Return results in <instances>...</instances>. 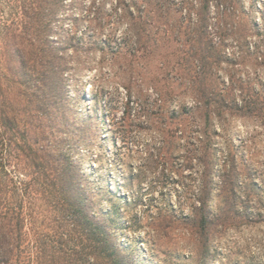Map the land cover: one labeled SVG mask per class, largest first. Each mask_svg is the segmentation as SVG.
<instances>
[{"label": "rangeland", "instance_id": "rangeland-1", "mask_svg": "<svg viewBox=\"0 0 264 264\" xmlns=\"http://www.w3.org/2000/svg\"><path fill=\"white\" fill-rule=\"evenodd\" d=\"M24 1L0 0V71L6 72L0 106L8 112L20 106L13 75L20 45L10 35L20 33ZM124 6L117 0L59 5L47 34L68 59L62 88L53 96L50 86L35 88L30 107L40 111L32 118L19 113L18 127L32 129L35 147L61 150L75 162L89 211L129 264H264V63L229 45L235 62L202 75L214 95L237 100L242 109L216 116L208 129L203 112L193 108L201 99L194 88L198 61L192 62L197 16L151 21L137 56L118 57L101 41L122 37L130 23ZM239 12L238 27L262 55L264 0H239ZM214 17L208 35L218 23ZM173 25L182 29L173 32ZM26 143L4 145L11 176L23 183L36 177L25 167ZM210 148L217 158L204 157ZM204 198L213 216L205 225ZM221 215L228 216L224 223L216 218Z\"/></svg>", "mask_w": 264, "mask_h": 264}, {"label": "trees", "instance_id": "trees-1", "mask_svg": "<svg viewBox=\"0 0 264 264\" xmlns=\"http://www.w3.org/2000/svg\"><path fill=\"white\" fill-rule=\"evenodd\" d=\"M63 1L25 0L18 17L21 30L16 29L20 33L10 35L20 45L15 49L16 73L13 74L20 106L16 107V102L13 112L0 106V264H129L121 249L111 241L107 228L97 222L89 211L88 198L81 186L75 162L61 150L51 153L46 147H35L37 140L30 136L32 129L18 127L19 113L32 118L35 116L33 112L40 111V106L30 107L35 103V88L42 87L43 90L50 86L52 96L62 88L68 59L59 55L60 44L51 41L47 33L49 28H53L52 16ZM117 1L125 5L122 16L128 17L130 23L123 29L122 37L114 34L101 41L105 49L118 57L127 54L137 56L143 41L148 42L151 21L172 19L177 15L191 17L194 14L199 24L191 33L192 46L196 49L192 62L195 64L198 61L195 73L200 77L194 81V88L201 99L198 98L193 108L203 112L206 128L211 127L216 116L223 117L229 110H242L237 100L229 103L223 95H214L212 91L215 88L204 81L207 74L213 75L211 71L216 65L235 62L236 55L230 52L229 45L235 48V52L239 51L238 54H255L257 61L264 63L260 45H252L246 30L238 27L237 20L241 16L239 0H178V3L175 0ZM44 4L49 5L48 12ZM211 15L218 23L211 27L212 34L208 35ZM169 29L176 32L182 27L176 29L173 25ZM183 34L185 44L186 41L188 44L191 37L186 38L187 31ZM214 36H219L218 40ZM231 36L234 37L233 44L229 41ZM243 59L237 60V63ZM129 60L132 63L134 59L131 57ZM4 74L0 71V96L5 85ZM13 127L15 132H12ZM17 139H27L28 147L22 152L28 160L25 167L36 174L32 182L23 183L19 175L11 176L13 171L4 161V145L8 143L12 147ZM203 155L208 159L217 158L215 148L207 149ZM46 156L49 159L43 165L41 162ZM47 169L51 176L46 177ZM221 182L222 189L226 188L225 178ZM233 193H236L235 189ZM199 203L204 213L200 221L203 225L209 224L213 216L207 211L208 199H201ZM216 218L224 223L228 216ZM48 231H54V235L49 237Z\"/></svg>", "mask_w": 264, "mask_h": 264}]
</instances>
